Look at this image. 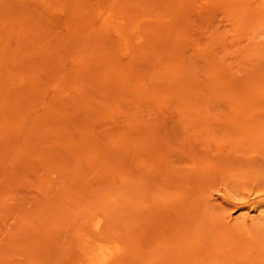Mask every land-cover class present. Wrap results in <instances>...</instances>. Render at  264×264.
I'll list each match as a JSON object with an SVG mask.
<instances>
[{"label": "rangeland", "instance_id": "rangeland-1", "mask_svg": "<svg viewBox=\"0 0 264 264\" xmlns=\"http://www.w3.org/2000/svg\"><path fill=\"white\" fill-rule=\"evenodd\" d=\"M264 264V0H0V264Z\"/></svg>", "mask_w": 264, "mask_h": 264}, {"label": "bare ground", "instance_id": "bare-ground-1", "mask_svg": "<svg viewBox=\"0 0 264 264\" xmlns=\"http://www.w3.org/2000/svg\"><path fill=\"white\" fill-rule=\"evenodd\" d=\"M85 256L87 257V264H101L105 259L104 250L100 247L87 248L84 251Z\"/></svg>", "mask_w": 264, "mask_h": 264}]
</instances>
